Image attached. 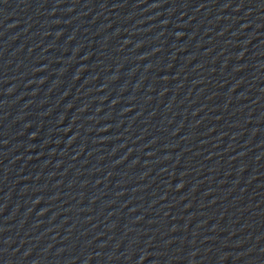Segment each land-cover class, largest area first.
<instances>
[{
	"label": "water",
	"instance_id": "water-1",
	"mask_svg": "<svg viewBox=\"0 0 264 264\" xmlns=\"http://www.w3.org/2000/svg\"><path fill=\"white\" fill-rule=\"evenodd\" d=\"M0 264H264V0H0Z\"/></svg>",
	"mask_w": 264,
	"mask_h": 264
}]
</instances>
